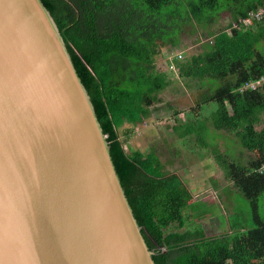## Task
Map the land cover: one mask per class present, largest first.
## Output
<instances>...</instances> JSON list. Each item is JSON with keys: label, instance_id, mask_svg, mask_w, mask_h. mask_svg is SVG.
I'll use <instances>...</instances> for the list:
<instances>
[{"label": "trees", "instance_id": "trees-1", "mask_svg": "<svg viewBox=\"0 0 264 264\" xmlns=\"http://www.w3.org/2000/svg\"><path fill=\"white\" fill-rule=\"evenodd\" d=\"M41 1L87 90L155 264H264V172H258L264 164V84L239 91L264 77V24L226 33L231 22L264 0ZM222 13L230 23L217 28ZM186 27L200 29V39L212 43L197 55L173 58L185 86L200 91L225 82L207 100L215 105L210 124H184L179 135L181 141L194 136L223 172L225 184L216 190L223 214L216 235H207L196 220L188 222L190 214L206 218L211 211L198 213L184 181L167 171L169 161L153 147L124 148L128 137L119 133L122 125L140 126L150 117L167 86L152 57L163 47L178 46ZM216 139L226 143L224 151ZM171 154L180 155L175 149Z\"/></svg>", "mask_w": 264, "mask_h": 264}, {"label": "water", "instance_id": "water-1", "mask_svg": "<svg viewBox=\"0 0 264 264\" xmlns=\"http://www.w3.org/2000/svg\"><path fill=\"white\" fill-rule=\"evenodd\" d=\"M0 264H155L41 0H0Z\"/></svg>", "mask_w": 264, "mask_h": 264}, {"label": "rangeland", "instance_id": "rangeland-1", "mask_svg": "<svg viewBox=\"0 0 264 264\" xmlns=\"http://www.w3.org/2000/svg\"><path fill=\"white\" fill-rule=\"evenodd\" d=\"M229 21V15L222 13L215 26L223 28L230 23ZM200 36V29L186 27L179 35L178 46L163 47L160 53L152 57L154 71L164 74L167 86L159 92V101L153 104L150 117L144 120L142 125L129 127L122 125L119 133L121 139L127 136V139L132 140V147L135 150L146 151L153 147L160 153L162 161L164 159L169 161L166 164L167 171L178 174L184 181L192 196L191 203L194 207L198 206V213L211 211L209 213L211 215L206 218L190 214L188 222L196 220L204 227L207 235H216L221 233L219 220L223 215L217 205L216 189L224 183L223 172L209 150L203 148L201 142L194 136H189L187 141L185 139L181 141L179 135L184 131L181 127L184 124L195 125L198 122L207 126L210 124V115L215 105L207 100L225 82L210 84L200 91L188 89L172 65L174 57L197 55L202 51L203 44L211 45V38L200 39ZM232 81L233 79L229 78L228 82ZM198 105L201 107L200 110L195 109ZM259 128L260 126H257V129ZM164 142L170 144L166 145ZM217 143H223L221 148L223 151L226 149L225 142ZM123 147L130 146L126 143ZM173 148L180 153L177 158L171 154L174 152Z\"/></svg>", "mask_w": 264, "mask_h": 264}, {"label": "built area", "instance_id": "built-area-1", "mask_svg": "<svg viewBox=\"0 0 264 264\" xmlns=\"http://www.w3.org/2000/svg\"><path fill=\"white\" fill-rule=\"evenodd\" d=\"M230 27L226 30L227 34H230L231 30H246L252 26L257 24H264V5L258 7L255 11L250 12L247 17L243 19H238L237 21H233L230 23ZM264 84V77L260 78L257 81H251L244 84L239 91H243L246 89L255 90ZM258 172H264V164L258 169Z\"/></svg>", "mask_w": 264, "mask_h": 264}, {"label": "crops", "instance_id": "crops-1", "mask_svg": "<svg viewBox=\"0 0 264 264\" xmlns=\"http://www.w3.org/2000/svg\"><path fill=\"white\" fill-rule=\"evenodd\" d=\"M126 127H129V125H126ZM132 143H133L132 140H129V139H128V141H127V145L130 146V147H132V145H133ZM221 144H223V143H221ZM221 144H219L220 147L222 146ZM132 148H133V147H132ZM133 149H134V148H133ZM223 181H224V180H223ZM224 182H225V181H224ZM223 184H225V183L220 184V186H222ZM185 185H186V184H185ZM217 189H218V188H217ZM217 189H216V190H217ZM202 227H203V226H202ZM203 228H204V227H203Z\"/></svg>", "mask_w": 264, "mask_h": 264}]
</instances>
